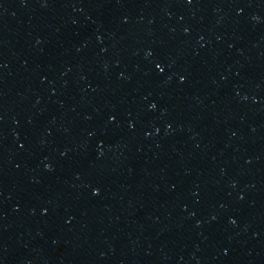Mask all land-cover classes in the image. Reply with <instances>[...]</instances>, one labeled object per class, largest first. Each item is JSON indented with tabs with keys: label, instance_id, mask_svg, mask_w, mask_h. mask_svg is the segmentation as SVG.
<instances>
[{
	"label": "water",
	"instance_id": "1",
	"mask_svg": "<svg viewBox=\"0 0 264 264\" xmlns=\"http://www.w3.org/2000/svg\"><path fill=\"white\" fill-rule=\"evenodd\" d=\"M0 264H264V0H0Z\"/></svg>",
	"mask_w": 264,
	"mask_h": 264
}]
</instances>
